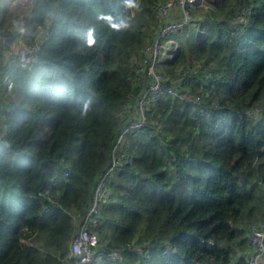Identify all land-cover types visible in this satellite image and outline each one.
Returning a JSON list of instances; mask_svg holds the SVG:
<instances>
[{
  "label": "trees",
  "instance_id": "16d2710c",
  "mask_svg": "<svg viewBox=\"0 0 264 264\" xmlns=\"http://www.w3.org/2000/svg\"><path fill=\"white\" fill-rule=\"evenodd\" d=\"M165 1L33 0L28 35L49 27L37 59L5 61L0 41L14 80L0 101V264L67 257L136 110L134 57ZM188 7L192 20L169 35L178 53L158 67L191 97L152 102L124 140L132 159L107 180L95 230L100 248L123 250L121 264H248V227L264 220V0ZM16 15L0 6V32Z\"/></svg>",
  "mask_w": 264,
  "mask_h": 264
},
{
  "label": "built area",
  "instance_id": "2783aa9c",
  "mask_svg": "<svg viewBox=\"0 0 264 264\" xmlns=\"http://www.w3.org/2000/svg\"><path fill=\"white\" fill-rule=\"evenodd\" d=\"M210 8L204 0H167L157 5V31L153 42L149 43L140 57H134L137 80L144 83L136 101V110L131 115L130 120L122 131L117 145V155L112 166L102 175L95 189L92 205L87 215L75 234L69 253L61 264H98L107 257L109 264H121L124 259L122 249L115 248L107 250L100 248L99 235L95 227L100 222L103 206L111 196V189L107 185V180L113 173L117 165L129 162L132 159L131 153L124 148V140L128 134L142 129L148 122L147 110L150 104L157 100L161 95L174 94L187 100L191 93L187 87H181V81L174 78H166L158 67L161 57L173 59L179 50V43L170 34L183 30L192 20L193 14L188 5L199 4ZM7 4L9 9L16 12L9 27L0 32L2 52L6 57L5 61L19 60L23 65L35 61L40 50V43L47 37L49 27L39 25L37 33L41 36L40 41L37 37L28 35L26 28V16L31 9L33 0H0V6ZM244 20V15L240 16ZM9 31H14L15 38L10 39ZM188 72H191L189 70ZM181 75H184L182 73ZM14 86V80L9 72L2 73L0 70V101L6 100L4 90L10 91ZM198 101V98L196 99ZM52 186V185H51ZM46 187L39 194H50V188ZM248 236L251 247L246 251L245 257L248 264H264V220L252 222L248 227ZM144 253L148 252L147 246H136Z\"/></svg>",
  "mask_w": 264,
  "mask_h": 264
},
{
  "label": "clouds",
  "instance_id": "9594fccd",
  "mask_svg": "<svg viewBox=\"0 0 264 264\" xmlns=\"http://www.w3.org/2000/svg\"><path fill=\"white\" fill-rule=\"evenodd\" d=\"M126 4L130 7H139V5L136 3V0H125ZM127 25H125L126 27Z\"/></svg>",
  "mask_w": 264,
  "mask_h": 264
},
{
  "label": "rangeland",
  "instance_id": "374dc122",
  "mask_svg": "<svg viewBox=\"0 0 264 264\" xmlns=\"http://www.w3.org/2000/svg\"><path fill=\"white\" fill-rule=\"evenodd\" d=\"M200 4H202V2H200ZM202 34V31L199 29V35H201ZM35 36L37 37V39H38V41H40V35L36 32L35 33ZM161 59H164L163 57H161ZM134 248V247H133Z\"/></svg>",
  "mask_w": 264,
  "mask_h": 264
},
{
  "label": "water",
  "instance_id": "95a60500",
  "mask_svg": "<svg viewBox=\"0 0 264 264\" xmlns=\"http://www.w3.org/2000/svg\"><path fill=\"white\" fill-rule=\"evenodd\" d=\"M221 0H216V4H215V7H214V10L217 9L219 3H220Z\"/></svg>",
  "mask_w": 264,
  "mask_h": 264
},
{
  "label": "bare ground",
  "instance_id": "6f19581e",
  "mask_svg": "<svg viewBox=\"0 0 264 264\" xmlns=\"http://www.w3.org/2000/svg\"><path fill=\"white\" fill-rule=\"evenodd\" d=\"M216 4V0H204Z\"/></svg>",
  "mask_w": 264,
  "mask_h": 264
},
{
  "label": "crops",
  "instance_id": "0c3cea01",
  "mask_svg": "<svg viewBox=\"0 0 264 264\" xmlns=\"http://www.w3.org/2000/svg\"><path fill=\"white\" fill-rule=\"evenodd\" d=\"M4 55V54H3ZM5 57V56H4ZM5 59H6V57H5Z\"/></svg>",
  "mask_w": 264,
  "mask_h": 264
}]
</instances>
